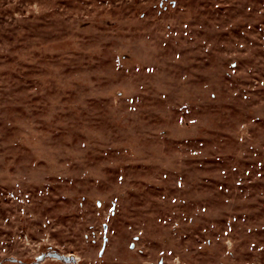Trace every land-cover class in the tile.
<instances>
[{
  "label": "rangeland",
  "instance_id": "1",
  "mask_svg": "<svg viewBox=\"0 0 264 264\" xmlns=\"http://www.w3.org/2000/svg\"><path fill=\"white\" fill-rule=\"evenodd\" d=\"M0 264H264V0H0Z\"/></svg>",
  "mask_w": 264,
  "mask_h": 264
}]
</instances>
